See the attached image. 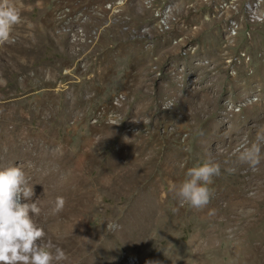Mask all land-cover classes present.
<instances>
[{
    "label": "rangeland",
    "instance_id": "374dc122",
    "mask_svg": "<svg viewBox=\"0 0 264 264\" xmlns=\"http://www.w3.org/2000/svg\"><path fill=\"white\" fill-rule=\"evenodd\" d=\"M250 1L9 0L0 169L33 163L35 221L65 264H264V22ZM242 139L255 164L233 153ZM204 162L220 172L197 209L168 186ZM71 192L89 211L72 249L50 212Z\"/></svg>",
    "mask_w": 264,
    "mask_h": 264
},
{
    "label": "clouds",
    "instance_id": "9594fccd",
    "mask_svg": "<svg viewBox=\"0 0 264 264\" xmlns=\"http://www.w3.org/2000/svg\"><path fill=\"white\" fill-rule=\"evenodd\" d=\"M20 20L18 9L9 0H0V44L12 41V28ZM257 140L264 136L257 134ZM259 144H248L242 139L234 149L241 162L255 164L259 157ZM34 167L31 161L0 169V264H65V251L45 239V231L35 218L43 208L34 197V185L29 182L25 168ZM181 167L183 165L181 164ZM218 164L204 162L187 168L184 179L179 183L169 182L168 190L181 202L191 207L201 208L209 201L211 179L219 175ZM63 198L57 196L51 202L52 214L60 211ZM118 225L109 222L106 229L113 230Z\"/></svg>",
    "mask_w": 264,
    "mask_h": 264
},
{
    "label": "bare ground",
    "instance_id": "6f19581e",
    "mask_svg": "<svg viewBox=\"0 0 264 264\" xmlns=\"http://www.w3.org/2000/svg\"><path fill=\"white\" fill-rule=\"evenodd\" d=\"M261 4L262 3H260L259 0L250 1V2H248L246 4V11H247V14H248L249 22L252 23L251 15H253L254 12H263L261 10L262 9L261 8L262 7ZM227 5L228 4H225V6H227ZM231 5H233V4H231ZM227 7H229V6H227ZM165 9L166 10H165L164 16H160L158 18L159 19V24H160V26L159 25L158 26L160 27V29L162 31L168 30L170 28V25H171V20L170 19H172L171 15H170V13H171L170 9L171 8L167 7ZM237 25H238V23L235 20H231L230 23H229V26H228L229 30H233V32L229 31V34H231L232 36H235V37L237 35V29H238ZM239 108H241V105L238 107V110H239ZM4 146H5L4 143L0 142V159H1V156H2V159H4V157H3L4 152H5ZM59 196L63 198V204H62V207H61L60 211H58L57 213L53 214V216H52L53 227L54 228L55 227H59V228L62 229V231L65 234H67V238L66 239H67L68 243H66V245L64 244V246L69 247L70 249H72V246H71L72 243H76V245L77 244L80 245V243H81V237H80V233L81 232H80L78 227H79L80 221L83 220L84 217H86V215L88 214L89 211L87 209V205L84 202V193L83 192H79V193H72V192L71 193H64V194H61ZM81 226H83V225H80V227ZM60 237H63V236H60ZM72 252L73 251H71V253L69 254L71 257H72ZM76 252H78V251H76ZM67 258L69 260H67L66 263L67 262H71L70 261V257H67Z\"/></svg>",
    "mask_w": 264,
    "mask_h": 264
},
{
    "label": "built area",
    "instance_id": "2783aa9c",
    "mask_svg": "<svg viewBox=\"0 0 264 264\" xmlns=\"http://www.w3.org/2000/svg\"><path fill=\"white\" fill-rule=\"evenodd\" d=\"M260 3L263 2V0H259ZM165 11L158 12L157 15L158 17L164 16ZM252 18V24H262L264 22V12H254L253 15H251ZM238 26V25H237ZM230 32H233V30H228ZM241 108H239L240 110Z\"/></svg>",
    "mask_w": 264,
    "mask_h": 264
}]
</instances>
